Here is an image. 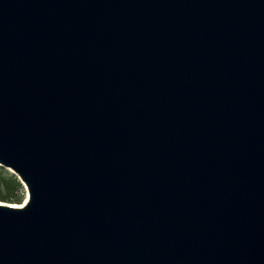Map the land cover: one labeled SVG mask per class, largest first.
<instances>
[{"label": "water", "instance_id": "1", "mask_svg": "<svg viewBox=\"0 0 264 264\" xmlns=\"http://www.w3.org/2000/svg\"><path fill=\"white\" fill-rule=\"evenodd\" d=\"M0 264H264V0H0Z\"/></svg>", "mask_w": 264, "mask_h": 264}, {"label": "trees", "instance_id": "2", "mask_svg": "<svg viewBox=\"0 0 264 264\" xmlns=\"http://www.w3.org/2000/svg\"><path fill=\"white\" fill-rule=\"evenodd\" d=\"M21 184L13 175L4 174L0 168V201L8 203H20Z\"/></svg>", "mask_w": 264, "mask_h": 264}, {"label": "rangeland", "instance_id": "3", "mask_svg": "<svg viewBox=\"0 0 264 264\" xmlns=\"http://www.w3.org/2000/svg\"><path fill=\"white\" fill-rule=\"evenodd\" d=\"M0 168L3 170L4 174H6V175H13V176H15L18 179V177L9 168L4 167L2 165H0ZM20 184H21V182H20ZM20 195H21V201H20V203H8V202H3V201H0V203H8V204H11V205L21 206L25 202V200L27 198L26 189H25V187L22 184H21Z\"/></svg>", "mask_w": 264, "mask_h": 264}]
</instances>
